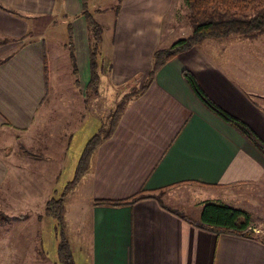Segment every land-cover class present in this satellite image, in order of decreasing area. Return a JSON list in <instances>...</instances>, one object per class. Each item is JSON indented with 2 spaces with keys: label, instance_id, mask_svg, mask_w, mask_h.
Returning <instances> with one entry per match:
<instances>
[{
  "label": "crops",
  "instance_id": "0c3cea01",
  "mask_svg": "<svg viewBox=\"0 0 264 264\" xmlns=\"http://www.w3.org/2000/svg\"><path fill=\"white\" fill-rule=\"evenodd\" d=\"M120 4L110 38L109 77L116 84L136 78L134 83L141 88L152 70L155 50L189 34L179 14L187 11L186 4L185 0ZM81 12V0H0V37L8 39L0 45V194L5 201L13 194L16 201L26 198L31 195L27 188L40 186L46 177L39 166L48 162L43 143L47 137L40 139L36 129L48 124L47 117L42 122L40 110L48 96L46 40L58 42L54 34L58 23L53 27L51 20L62 17L66 23V39L59 44L67 50L71 43L82 92L88 84V29ZM37 21L44 26L34 24ZM33 27L38 30L34 35ZM254 44L228 37L204 39L164 65L149 88L128 103L115 132L98 145L74 186L73 193L79 189L80 198L76 203L65 199L66 226L79 234L87 231L84 264H264V242L197 228L182 216L197 218L167 204L172 199L189 204L193 195L199 216L201 204L209 201L202 199L208 191H227L236 202L231 207L249 212L240 203L246 206L254 197L250 192L264 187V159L235 129L211 114L182 77V71L190 72L217 106L264 141V46ZM186 188L193 190L188 193ZM160 190L159 198L146 197L130 206L93 204ZM183 192L188 200L182 198ZM50 196L42 201V209ZM3 206L0 203V211ZM25 208L11 213L15 219L0 226V264H46L38 240L41 256L33 257L34 237L39 236L27 231L24 223L32 212ZM254 232L264 237L256 227Z\"/></svg>",
  "mask_w": 264,
  "mask_h": 264
},
{
  "label": "rangeland",
  "instance_id": "374dc122",
  "mask_svg": "<svg viewBox=\"0 0 264 264\" xmlns=\"http://www.w3.org/2000/svg\"><path fill=\"white\" fill-rule=\"evenodd\" d=\"M87 1L89 10H91L90 12H92V14L93 11L95 12V15L93 14L94 18L102 27V36L104 38L99 43L100 54L97 56V70L101 79L99 89L96 93L95 91L88 92L87 98L84 99L86 93L85 90L82 92L83 90L80 88L82 76H79L77 54L74 51L79 85L76 84L77 78L73 74L72 63L74 61H72L70 57L69 50H65L64 47L59 44L60 41H65L66 39V23L61 21L62 17L51 20L49 25L53 27L58 23L57 28H54V34L58 42L51 41L50 39L46 40V59L49 72L48 96L40 110L43 119L42 122L45 120V117H47L48 124H46L47 122L45 124L41 123L36 129V132L38 131L37 136H39L40 139L43 135L47 137V140H44L43 143L48 150V157L45 158L48 162L39 166L46 173V177L44 176L45 178L40 186L27 188V193L31 191V195H28L26 198L24 196H19L16 201L13 199L16 195L14 196L13 194L9 197L11 200L5 201V195L0 194V203L4 205V210L1 211L8 217H11L10 214L16 213L19 209H26L25 207L31 210L32 217H30V221L24 223V225L27 226V231L30 233L31 230L34 232L37 231L39 237H34L33 257L36 258L37 256H41V254L38 253L39 246L36 242V240H38L39 243L43 244L44 251L42 256L44 255L47 258L45 259L42 257L41 261L46 262V264H84L88 261L85 254L87 244L84 243L87 239L86 229L79 234L75 232L74 228L66 226V224L65 226H60L52 216L46 214L45 207L47 202L43 209L41 203L47 198L48 194L53 197H60L65 192V189L70 184L72 185V181H74L78 174L86 173L90 159H92L94 151L98 147L95 146L94 149H91L93 145L96 144L95 140L109 129L118 107L127 99L128 95L139 89L138 85L134 83L137 79L133 83L131 81L129 84H116L112 83L108 73L112 26L121 4L118 3V0ZM117 4H120L118 10L115 8ZM179 14H182L180 23H183L184 27H187L188 34L190 32V25L186 20L187 11L185 12V10L182 9V12H179ZM34 24L44 26L41 21H37ZM69 26L70 25L67 27ZM30 31L33 35L38 33L35 27L31 28ZM45 32H48V28H45ZM68 33L67 28V37ZM228 38L231 41L242 40L244 42H249L253 44L252 46H255L254 43H258V47L264 46V33L247 36L233 35ZM56 43H58V45ZM65 44L66 43H64V45ZM51 118H53L54 121L51 122ZM54 122L55 124L50 126L51 123ZM60 133L61 135L59 137ZM37 168L38 167H35V169ZM55 174L56 179H53L52 176ZM44 181H46V184ZM43 186H46V188H43ZM186 189L188 193L193 190L192 188ZM71 190L70 192L66 190L68 191V196H66L65 199H70V201L74 200L76 203V200L80 198L79 189L75 193H73L75 190L74 187ZM203 193H205V191ZM250 194H254L253 199H247L248 204H246V206L240 203V207L250 209L248 211L253 215L256 230H259L262 234L264 232V187H258L256 190L251 191ZM230 197L231 194L227 193V191L226 193L225 191L222 193V191L210 190L208 191V196L202 199H209V201L213 203H225L229 206H233L236 202ZM85 198L84 196V200ZM182 198H188L185 192H183ZM195 200V197L191 195L189 197V202L191 203L189 204L182 201L181 205V203H177L173 199L170 202L167 201V204L174 209L182 210L191 217L193 216V218L198 219L200 214L198 216L196 210L199 205H197V208H194V204L198 203V200L197 202ZM22 204L27 205L21 207ZM7 207L10 210H5ZM66 207H69L67 203L65 204V208ZM68 213V209L66 208L65 218L66 215L68 216ZM36 216L38 220H36ZM12 218L15 217L12 216ZM87 222L88 221L85 222L86 225ZM62 240L68 242V252L65 256H60L58 253V246ZM1 243H3V240H1ZM18 248L22 250V247ZM70 255L72 258L71 263L69 261ZM38 261H40V259Z\"/></svg>",
  "mask_w": 264,
  "mask_h": 264
},
{
  "label": "trees",
  "instance_id": "16d2710c",
  "mask_svg": "<svg viewBox=\"0 0 264 264\" xmlns=\"http://www.w3.org/2000/svg\"><path fill=\"white\" fill-rule=\"evenodd\" d=\"M81 3V14L87 25L89 41L90 78L85 88V99L87 98L88 92L95 91L96 93L101 84L97 70V56L100 54L99 43L102 40V27L95 20L92 12H90L87 0H81ZM118 3H121V0H118ZM185 4L187 10L186 20L190 25L189 34L186 37L179 39L168 48L155 50L152 57V70L144 80L142 87L129 94L127 99L118 107L109 129L102 136L97 137L95 140L96 144H94L91 149H94L95 146H98L113 135L128 103L143 94L154 81L156 73L177 55L189 51L199 42L207 38H225L233 35L247 36L264 33V0H185ZM119 5L120 4H117L115 6L116 10L119 9ZM68 32L69 40H71L70 26ZM7 42V38L0 37V45ZM67 47L70 57L72 61H74L72 63L73 74L77 78L74 49L71 43H69ZM182 77L188 84L196 99L211 114L219 118L226 125L235 129L264 159V141L245 122L233 117L217 106L204 93L190 72L186 70L182 71ZM135 80L136 78H133L128 84L131 81L133 83ZM76 84L79 85L78 79L76 80ZM83 174H78L74 181H72V185L70 184L60 197L57 198L51 196L47 201L45 207L46 214L52 216L60 226H65V196L68 191L70 192V190L73 189ZM162 192L163 190L152 193L139 191L133 196L123 200H95L93 204L96 206L112 208L130 206L146 197L159 198L162 195ZM182 217L191 225L210 233H214L215 235L224 234L264 242V237L254 232L255 225L252 214L245 210L233 208L227 204L205 201L201 204V211L198 220H191L185 216ZM13 219L15 218L8 217L0 211V226L8 224ZM67 252L68 243L67 241L62 240L58 246V253L60 256H65ZM71 259L70 255V263Z\"/></svg>",
  "mask_w": 264,
  "mask_h": 264
}]
</instances>
